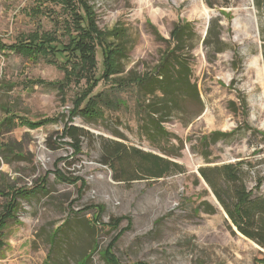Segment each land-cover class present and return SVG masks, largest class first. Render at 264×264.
Returning a JSON list of instances; mask_svg holds the SVG:
<instances>
[{
    "label": "rangeland",
    "instance_id": "rangeland-1",
    "mask_svg": "<svg viewBox=\"0 0 264 264\" xmlns=\"http://www.w3.org/2000/svg\"><path fill=\"white\" fill-rule=\"evenodd\" d=\"M87 3L99 29L126 27L131 46L122 71L113 76L124 86L102 79L90 99L75 106L94 83L81 79L78 53L70 60L59 53L55 60L19 42L48 31L57 48L72 45L77 4L0 0V147H7L0 154V211L18 191L0 230V264H82L86 254L85 264H105L102 250L124 227L113 249L120 264H264V247L236 229L198 171L242 161L246 186L264 196V0ZM34 7L42 13L32 12ZM184 21L197 34L190 61L199 98L183 101L164 117L165 137L151 141L139 129L137 86L126 80L153 69L171 45L174 27ZM210 21L223 44L213 33L204 42ZM69 24L72 29H64ZM88 41L85 50H95ZM96 59L100 75L99 52ZM99 97L104 100L96 105L99 116L83 115V107ZM115 101L118 108L110 103ZM5 117L13 119V127L2 125ZM69 120L87 131L77 154L62 137ZM213 132L226 135L208 136ZM105 140L166 157L182 172L114 181L98 159ZM258 178L263 181L254 189ZM112 217L122 218L117 229L105 225Z\"/></svg>",
    "mask_w": 264,
    "mask_h": 264
},
{
    "label": "trees",
    "instance_id": "trees-1",
    "mask_svg": "<svg viewBox=\"0 0 264 264\" xmlns=\"http://www.w3.org/2000/svg\"><path fill=\"white\" fill-rule=\"evenodd\" d=\"M60 2L69 7L72 4H77V11L74 10L75 13H73L72 17L74 16L73 19L77 20V25L74 26H76L78 31L76 33L77 36L71 38L72 45H68L67 47L64 44L62 50L57 48V39L48 31L40 35L36 33L29 34L30 36H34V39H30L31 37L28 36L19 42V44L28 46L35 51L36 55L39 52L45 51V53L51 54L55 60H57L59 53L66 54L65 60H70L71 54L78 53L81 71L77 72L80 73L81 79H84L86 83L88 81L92 82V80L94 82L89 88L83 89L80 96L76 99L75 106H81V103L90 99L94 90L93 88L102 79H108L115 86H124V82H121L120 78L113 76L118 75L122 71L121 60L125 58L131 46V40L128 29L121 25H115L105 30L99 29L94 23L95 18L92 7L87 3V0H60ZM31 11L36 14L42 13L41 7H34ZM211 21L204 42H207V39L213 33L217 42L223 44L219 39V34L213 32V21ZM68 23L70 22L68 21ZM72 26L73 24H69L64 29L71 30ZM154 35L156 38L159 37L157 32ZM170 36L171 45L161 53L153 69L142 74H133L126 80L137 86L138 107L140 109L139 129L141 134L151 141L165 137L166 131L162 125L164 117L170 115L174 109H178L183 101L199 98L197 86L191 77L190 52L194 46V41L197 39L194 26L191 22L184 21L174 27ZM83 38L85 39L84 41H82ZM88 40L92 42L91 46H95V50H85L90 46ZM11 46L18 48L17 44H11L8 47ZM219 50H222V48ZM98 52L102 58L100 75L96 74V56ZM47 58L48 62L49 57ZM101 103H104L102 97L95 98L91 102L92 105L83 107L82 114L91 116V118L99 116L100 108L96 107V105H100ZM110 103H113L112 106L117 108L121 104L119 101ZM13 122V119L10 117H5L2 125L6 126V128L13 127ZM70 122L71 120L64 124L62 137L70 140L69 144L72 146L74 154H77L81 151L80 141L87 135V131L82 127L69 124ZM21 123L34 124V122L27 120H22ZM215 134L226 135L225 133L213 132L208 136ZM100 146L99 163L106 165L110 169L114 181L129 183L139 179L164 177L172 171L182 172V168L178 163L158 154L146 152L134 146H128L118 140H105ZM6 148L0 147L1 156H5L4 151ZM242 164V161H237L221 165L202 166L199 167L198 171L236 229L242 235L264 247V196H254L253 189H249L246 186L241 176ZM262 181V178H258L254 189H258ZM17 193L18 191H13L10 202L6 206L4 204L0 211V230L12 215L16 204L14 198L17 196ZM121 220L122 218L120 217H112L105 225L109 228L117 229ZM99 221L100 219H93L94 223H99ZM125 230V227L120 228L102 250V258L105 264H120L113 249L116 240H118ZM1 244L2 241L0 239V247ZM88 256L89 254H86L81 258L82 264H85Z\"/></svg>",
    "mask_w": 264,
    "mask_h": 264
}]
</instances>
